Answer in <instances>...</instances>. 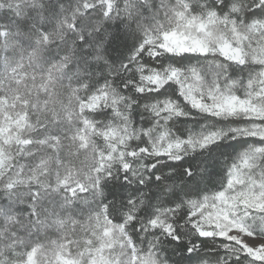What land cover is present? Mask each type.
<instances>
[{
	"label": "snow or ice",
	"instance_id": "obj_1",
	"mask_svg": "<svg viewBox=\"0 0 264 264\" xmlns=\"http://www.w3.org/2000/svg\"><path fill=\"white\" fill-rule=\"evenodd\" d=\"M0 264H264V0H0Z\"/></svg>",
	"mask_w": 264,
	"mask_h": 264
}]
</instances>
